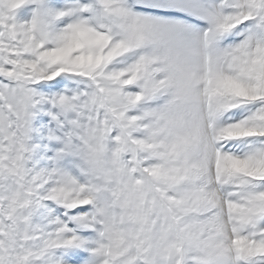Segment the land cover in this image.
<instances>
[{"label":"rangeland","instance_id":"rangeland-1","mask_svg":"<svg viewBox=\"0 0 264 264\" xmlns=\"http://www.w3.org/2000/svg\"><path fill=\"white\" fill-rule=\"evenodd\" d=\"M126 1L137 10L181 13L208 24L207 99L212 126L207 131L218 137L214 136L216 141L210 136L211 143L216 141L213 182L219 189L231 182L237 193V205L227 208L226 221L233 246L243 253L241 262L264 264V0H220L219 11L205 0ZM69 4L70 21L84 12L89 15L84 19L87 24L111 33L110 38L118 32L114 37L122 35L121 44L130 48L125 55L120 50L107 56L104 46L89 47L76 33L78 52H98L97 64L90 62L82 72L62 61L44 59L29 50L16 31L17 15L26 11L32 18L31 36L52 47L49 27L54 21L40 9L42 2L16 0L12 8L0 2V264H47L48 235L40 213L48 200L42 177L46 167L40 163L46 153L55 169L68 171L89 199L82 209L89 211L94 228L105 239L98 235L107 244V263L181 264L183 248L185 264H216L205 244L212 236L223 237L213 227L215 210L205 204L203 183L180 155L165 120L154 119L143 109L160 111L159 90L153 84L157 74L145 50H138L139 58L134 54L135 47L145 45L142 38L129 40L101 0ZM249 24L256 33L246 47L240 39L251 30ZM71 30L75 33V27ZM108 68L118 75L112 71L108 77ZM227 75L234 78L233 84ZM60 79L63 83L56 90ZM228 124L237 125L236 136L229 135ZM136 139L154 146H136ZM218 141L223 149L217 147ZM225 155L248 158L249 167L233 170ZM144 168L152 171L154 186ZM47 204L61 210L77 228L75 234H89L70 215L78 208L51 199ZM101 214L107 221L100 219Z\"/></svg>","mask_w":264,"mask_h":264},{"label":"bare ground","instance_id":"bare-ground-1","mask_svg":"<svg viewBox=\"0 0 264 264\" xmlns=\"http://www.w3.org/2000/svg\"><path fill=\"white\" fill-rule=\"evenodd\" d=\"M39 1L42 2V7L40 9H43L46 18L52 20L51 22L54 21L49 27L50 40L53 43L52 47H44L39 42L38 38L35 39L31 36L30 23L32 18H30V14L26 11L17 15L16 31L24 36L27 48L36 52L44 59L62 61L67 65L69 64L68 66L79 67V70L82 72L85 69L84 66L90 62L97 64L100 60V54L98 52H94L93 54L78 52L81 45L75 38L76 33L79 37L87 41L86 45L89 47H100L101 49V47L104 46V50H107L105 54L107 56L113 55L120 50H123L125 55L127 49L130 48L125 42L121 44L122 41L119 38L122 37V35L120 37H114L117 36L118 32L110 38L111 33L102 32L93 25L87 24L84 19L89 15H85L84 12L80 11V15L77 12L74 22L70 21L71 19L68 17L70 15L68 8L72 0H38V2ZM205 1L211 6H214L215 9H219L218 4L220 0ZM0 2L12 8L16 0H0ZM101 2L108 10L110 16L114 19L113 21H115L116 26H119L120 29L123 30L124 35L129 40L134 42L136 41V36H139L145 44L139 49L135 47V43L132 46L137 49L136 53L134 52L136 55L141 54L138 50H145L143 53L145 54L146 60L150 64L152 71L157 74V78L153 81V84L159 90L158 103L160 106L158 110L160 111L156 112V110L149 106L143 109L148 111V114H151L154 119L157 117L158 119L161 118L160 120L162 121L165 120L167 131L180 149V155L188 161L195 175H197L203 183L202 187L204 191L203 188L202 191L204 194L202 197L207 202L205 204L215 210L213 215H211L214 224L213 227L216 228L221 237H223L218 239V237L212 236L210 241H207L205 244L212 255L213 261L216 262V264H244V260L241 262L244 258L243 253L238 251L239 249L236 248V245L234 247L232 244L233 237L230 236L231 233L227 225L228 220L226 221L227 208L236 207L237 205V193L234 191L235 188L231 182L226 183L225 186L219 189L220 187L213 182L212 176L213 153L216 152L214 151L213 144H215L217 141L216 138L218 137L215 135L216 138L212 136L211 130V132L207 131L212 126L209 120L210 113L208 112V106H211V104L208 105L209 102L207 99L208 92V95H210V90L208 91L207 89L209 81L207 75V52L209 51H207L208 44L206 43L208 27L204 23L197 20L194 21L190 19L192 17L181 13L134 9L131 1L101 0ZM36 8L39 9V6H36ZM177 21H181L188 25L185 27H182V25L179 26L177 25ZM73 27H75V33L71 30ZM134 54L133 56H135ZM121 55L123 56V54ZM124 57L125 56L122 58ZM139 57L138 55V58ZM153 67H155L154 70ZM224 70L225 73L226 71L229 72L226 68ZM112 71L108 68L105 74L111 77L110 73H112ZM113 72H115L114 74H116V76L118 75L116 71ZM113 77L115 78V76ZM225 78L231 81L230 83L234 82V78L230 75L225 76ZM62 83L63 80L61 79L57 81L56 90ZM61 94L62 92L60 95ZM132 97L136 99L138 96L132 95ZM210 111L212 110L210 109ZM114 120L117 121L115 117ZM225 124L227 125V123ZM237 128L236 124L227 126V130L230 131L229 135L236 136L235 130H237ZM246 132L250 133L248 130ZM210 136L215 138L216 141L214 143H211L214 139ZM133 142L136 146H141L143 148H152L154 146L152 143L143 139H136ZM220 143L221 142L216 143L218 144L217 147L220 145L221 149H223V144ZM230 148L231 144L228 149ZM228 149H225L227 150L226 152H228ZM232 150L233 149H231V151ZM226 152L223 153L226 154ZM235 155L237 156V154ZM225 156L226 163H228L233 170L249 167L248 158L238 160L239 158L236 159L233 157L234 155ZM40 163L44 164L46 167L43 169L44 172L42 177L44 179V198L48 199L41 204L42 208L40 212L42 213V215H40L43 217L42 230L48 235L46 249L49 250L50 254L45 257L46 263L110 264L107 263L109 259L107 256L108 253H106L107 244L102 243L99 239L101 238L100 232L94 228V222L92 223L93 219L89 215V211H87V209H82V205L85 200L88 199L82 187L80 188L76 180L67 173L68 171L61 170L59 172L57 168L55 169L51 155L46 153L40 159ZM63 169L66 168L64 167ZM143 171L149 178L151 186H154L150 177L152 171L150 172L147 168H144ZM59 174L63 176V181ZM226 177L224 179H226ZM227 181H229V178L225 180V182ZM168 197L170 196L168 195ZM232 198L235 199L233 202H230L233 200ZM50 199L57 201L63 206H74L78 208L71 211L70 215L80 226L87 229L89 234L87 233L88 235L86 236L75 234L74 231L77 228H73L70 220L64 218L65 215L62 216L61 210H57L58 208L53 209L47 204V201ZM163 205L167 210L168 207L164 202ZM106 218L105 214L100 215L101 220L107 221ZM185 257L186 253L182 248L179 254L181 264H185Z\"/></svg>","mask_w":264,"mask_h":264},{"label":"crops","instance_id":"crops-1","mask_svg":"<svg viewBox=\"0 0 264 264\" xmlns=\"http://www.w3.org/2000/svg\"><path fill=\"white\" fill-rule=\"evenodd\" d=\"M249 26H250L251 30L249 32L247 31L246 33H244V37L240 39V42H242V41L245 42L246 47H247V45L250 44V42H249L250 41V36H254L255 33H256L255 26L252 27V25H250V24H249Z\"/></svg>","mask_w":264,"mask_h":264}]
</instances>
